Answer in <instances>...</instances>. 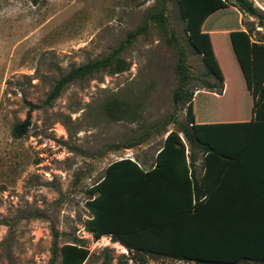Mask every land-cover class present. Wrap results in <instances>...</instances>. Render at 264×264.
<instances>
[{"label": "rangeland", "instance_id": "374dc122", "mask_svg": "<svg viewBox=\"0 0 264 264\" xmlns=\"http://www.w3.org/2000/svg\"><path fill=\"white\" fill-rule=\"evenodd\" d=\"M178 1L0 0V264H61L71 244L89 249L84 264H195L95 240L84 228L90 189L107 167L131 158L146 170L165 138L189 124L188 105L173 104L179 50L194 78L189 91L212 92L216 78L187 40ZM243 15L248 28L264 25L262 15ZM131 33L120 55L126 71L76 80L47 102L60 77L107 58ZM28 103L31 125L15 138Z\"/></svg>", "mask_w": 264, "mask_h": 264}, {"label": "trees", "instance_id": "16d2710c", "mask_svg": "<svg viewBox=\"0 0 264 264\" xmlns=\"http://www.w3.org/2000/svg\"><path fill=\"white\" fill-rule=\"evenodd\" d=\"M30 1L35 5L39 2ZM225 2L231 7L229 10L215 0L208 3L195 0L194 4L180 0L187 40L198 52L201 51L196 49L193 41L197 44L199 35L196 32L203 28L207 20L202 19L200 10L207 9L208 22L210 27L215 26L213 28L224 25L229 28L225 23L227 19L233 25L236 10L252 17L264 16L251 0ZM188 29L192 31L191 35ZM137 34L131 33L126 42L107 58L71 68L56 82L47 102L56 100L63 88L76 80H83L107 69L114 73L126 71L128 65L120 55ZM169 43L172 44V41ZM207 46L205 48L204 44L201 50L206 54L209 73L213 75V71L218 69L215 66L216 53L210 43ZM258 48L263 49L252 45L254 99L264 80V69L260 71L256 62ZM177 55L175 72L178 86L173 94V104L175 109L181 103L185 106L191 104L188 113L192 124L179 126V132H171L165 138L153 169L145 171L137 161L129 158L107 167L102 180L90 189L91 198L86 207L91 217L85 221V231L95 240L111 237L129 251L140 254L195 264H264L263 209L251 207L224 211L215 208L214 201L219 192L218 189H207L208 169L199 183L194 180L192 163L188 164L187 161V145L189 154H202L206 164L210 163L212 157L231 161L234 155H264V100L255 99L256 120L253 123H197L204 119L212 120V97L204 93L194 97V93L189 91L194 78L186 65L187 56L182 50ZM207 88L213 90L214 86L209 84ZM261 93L264 99V87ZM28 106L25 120L13 129L15 138L23 137L31 125L34 106L30 103ZM170 123H175V115L164 120L161 126ZM237 131L242 133V142L238 144L235 142ZM202 189H206V194ZM56 250L55 241L54 256ZM60 252L61 264H84L90 255L89 249L75 244L62 246Z\"/></svg>", "mask_w": 264, "mask_h": 264}, {"label": "crops", "instance_id": "0c3cea01", "mask_svg": "<svg viewBox=\"0 0 264 264\" xmlns=\"http://www.w3.org/2000/svg\"><path fill=\"white\" fill-rule=\"evenodd\" d=\"M203 1L206 3L211 2V0ZM215 1L224 4L226 9L231 8L228 7L225 0ZM251 1L258 10L264 13V0ZM188 2L194 4L195 0H188ZM231 10L235 11L236 9ZM236 11L237 15L233 16L234 24L231 25L228 19L225 22L229 28H225L226 25H224L225 27L213 28L215 26L210 27V22H208L209 13H207V9L200 10L202 19L207 20L202 26L203 28L201 27L202 29L196 30V34L199 35L198 42L196 44L193 41V44L196 49L201 51L203 61L208 67L206 54L201 50V46L205 44V48H208L207 44L210 43L216 53L215 66L218 69L213 71L216 82L212 84L214 86L212 92H199L212 97L210 99L213 102L212 120L204 119L197 123H253L256 120L255 99L259 100L261 98L264 100L261 97L264 80H262L258 94L254 99L252 54L253 44L263 48H258L256 53V62L260 67V71H262L264 69V25H255L248 28L243 25V13ZM245 17H248V19H245L246 22H255L254 17L247 14H245ZM188 33L191 35L192 31L188 29ZM199 43L203 45L200 46ZM194 100L196 101L195 98ZM190 106L191 104L187 106L186 116L188 120ZM189 122V124H192L190 120ZM235 134L237 135L235 137L236 144L241 143V131H237ZM159 151L156 153L153 164L148 168L146 167L145 171L153 169ZM190 156H193V159H190ZM233 157L231 161L212 157L210 163L206 164L205 156L194 153L193 155L188 154L187 161L188 164L192 163L191 168L195 171L194 180L199 183L205 176L206 169H208L209 174L206 176L207 189L210 191L218 189L219 192L214 201L215 208L230 211L237 208L255 207L264 211V155L244 154L234 155ZM234 162L236 163L234 164ZM202 191L206 194V189H202ZM229 246L232 247L231 243Z\"/></svg>", "mask_w": 264, "mask_h": 264}]
</instances>
